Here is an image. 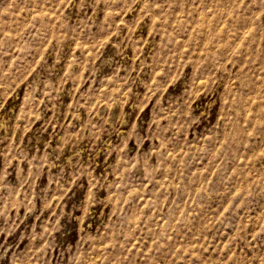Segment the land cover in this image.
Wrapping results in <instances>:
<instances>
[{
  "label": "rangeland",
  "instance_id": "rangeland-1",
  "mask_svg": "<svg viewBox=\"0 0 264 264\" xmlns=\"http://www.w3.org/2000/svg\"><path fill=\"white\" fill-rule=\"evenodd\" d=\"M0 264H264V0H0Z\"/></svg>",
  "mask_w": 264,
  "mask_h": 264
}]
</instances>
